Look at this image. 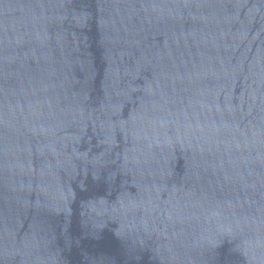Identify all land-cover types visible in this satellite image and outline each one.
I'll use <instances>...</instances> for the list:
<instances>
[{"label":"water","instance_id":"1","mask_svg":"<svg viewBox=\"0 0 264 264\" xmlns=\"http://www.w3.org/2000/svg\"><path fill=\"white\" fill-rule=\"evenodd\" d=\"M264 0H0V264H108Z\"/></svg>","mask_w":264,"mask_h":264}]
</instances>
